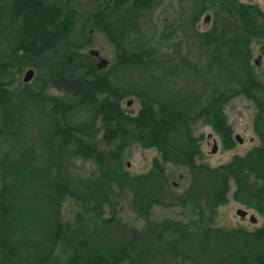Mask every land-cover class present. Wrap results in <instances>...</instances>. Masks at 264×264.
<instances>
[{
  "label": "trees",
  "instance_id": "16d2710c",
  "mask_svg": "<svg viewBox=\"0 0 264 264\" xmlns=\"http://www.w3.org/2000/svg\"><path fill=\"white\" fill-rule=\"evenodd\" d=\"M87 1L0 0V264H264V225L215 226L232 189L238 203L264 217V77L252 49L264 46V10L240 0H192L184 32L201 40L228 81L216 84L205 103H181L115 81L120 70L148 73L166 64L167 56L145 44L131 47L160 0ZM207 11L214 25L201 32L198 20ZM95 32L116 48L112 68L87 52ZM62 66L73 87L57 96L46 75ZM30 67L38 85L22 79ZM132 96L140 101L136 113L124 106ZM239 97L256 109L260 144L218 167L199 163L195 125L208 120L232 148L226 107ZM37 105L48 119L39 135L25 123ZM136 145L159 156L148 172L133 175L124 161ZM76 161L94 170L83 175ZM168 165L190 176L184 193L175 192ZM127 192L147 222L142 229L120 218ZM67 202L80 208L75 220L65 213ZM188 203L198 209L196 220L151 222L156 206Z\"/></svg>",
  "mask_w": 264,
  "mask_h": 264
},
{
  "label": "rangeland",
  "instance_id": "374dc122",
  "mask_svg": "<svg viewBox=\"0 0 264 264\" xmlns=\"http://www.w3.org/2000/svg\"><path fill=\"white\" fill-rule=\"evenodd\" d=\"M70 1V0H69ZM77 6H85L89 3L87 0H73ZM187 1V2H186ZM160 0L156 10L149 15L145 21L141 32L134 35L131 39V47L136 50L137 45L145 44L147 48H153L155 55L167 56L164 66H160L148 73H141L137 70H120L116 72L115 81L122 85L136 84L140 88H147L150 92L157 95L162 100H176L184 103L195 101L206 102L212 92L215 90L216 84H226L228 77L224 71L219 70L216 66L210 64V54L207 49L202 47L201 40L193 36L190 32H184L183 25L192 14V0ZM244 3L258 4L264 10V0H240ZM89 5V4H88ZM76 6V7H77ZM147 16V15H146ZM185 20V21H184ZM214 25V14L212 11L205 12L199 18L197 28L199 31L210 30ZM153 29V31H152ZM155 31V32H154ZM155 33V34H154ZM132 36V33H131ZM254 52V61L259 62L258 70L264 77V46L258 43L252 44ZM91 51L96 61L103 68H112L116 61L115 46L101 33L95 32L93 42L87 52ZM186 57L189 63L183 61ZM34 69L35 77L33 84L38 85L37 71L34 67L26 69L22 75L24 78L27 71ZM46 77L50 78L52 83L50 93L54 95H65L66 92L73 87L71 72L67 67L62 66L61 69L49 73ZM146 74L145 77H140ZM235 87V86H233ZM133 101L131 106L128 102ZM125 108L136 113L140 109V101L137 97H129L124 101ZM32 119H26L25 123L28 129L41 134L46 131L47 117L41 111L40 105L35 106V111L31 114ZM227 123L233 129L234 146L229 148L225 145L221 137L215 132L212 124L202 119L195 125V135L202 138L201 149L203 158L199 163H205L211 167H218L222 164L230 162L234 156L245 155L249 150L258 146L260 140L254 131V118L256 109L249 99L236 98L226 107ZM208 119V118H207ZM210 135H213L210 137ZM236 136H240L243 142L236 140ZM215 141L218 144V151L212 153ZM37 145H40V139H37ZM159 153L153 148H143L134 146L127 151L125 155V168L133 175L148 172L152 167L153 159L158 157ZM79 172L84 168L83 175H87L94 170L89 163L76 161ZM170 176V182L178 194L184 193L190 185L191 178L185 170L176 168L172 165L167 166ZM233 191V189H232ZM231 191L228 202L218 208V215L215 219L216 227L233 228L244 226L249 229L257 228L264 225V217L251 208H247L238 203L233 197ZM131 193L127 192L120 200V218L130 226L142 229L146 225V221L140 218L131 208ZM239 209L248 211V216L241 217L237 214ZM65 213H69V217L75 220V215L80 208L74 203L67 202L64 207ZM106 217L110 216L107 208ZM251 216L257 221L252 222ZM198 217V209L193 204L188 203L183 206L163 207L156 206L151 216L152 223H160L166 219L178 220L182 222H190ZM64 260L66 255H60Z\"/></svg>",
  "mask_w": 264,
  "mask_h": 264
},
{
  "label": "water",
  "instance_id": "95a60500",
  "mask_svg": "<svg viewBox=\"0 0 264 264\" xmlns=\"http://www.w3.org/2000/svg\"><path fill=\"white\" fill-rule=\"evenodd\" d=\"M35 77V71L33 69L29 70L26 72L24 78H23V81L25 83H29L31 82ZM133 104V101H129L128 102V105L131 106ZM213 135H210V137H212ZM236 140L239 141V142H243V140L240 138V136H236ZM218 151V144L217 142L215 141L214 143V147L212 149V153H216ZM237 214L240 215L241 217H246L248 216V211L247 210H244V209H239L237 211ZM251 221L252 222H256L257 219L254 217V216H251Z\"/></svg>",
  "mask_w": 264,
  "mask_h": 264
}]
</instances>
